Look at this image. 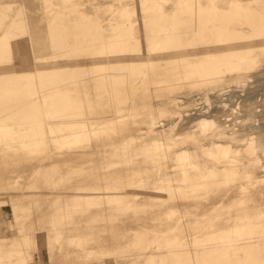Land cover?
Segmentation results:
<instances>
[{
  "label": "bare ground",
  "instance_id": "bare-ground-1",
  "mask_svg": "<svg viewBox=\"0 0 264 264\" xmlns=\"http://www.w3.org/2000/svg\"><path fill=\"white\" fill-rule=\"evenodd\" d=\"M125 1L127 3L125 5L119 0H111L108 3L106 0L89 3L94 16L81 10L80 4L74 0H63V8L75 15V23L84 28V42L69 45L68 51L74 54H80L84 51V53L90 52L93 57L97 56L102 59L98 61L95 70L99 75L96 86L105 88L106 94L110 97L116 98L118 96L119 91L116 87L124 82V78L130 72H140L141 66L146 63L143 56H147L148 62L157 60L168 63L171 59H185L187 61L186 79L193 82L195 86H199L200 89H205V93L215 97L218 95L217 92L223 90L222 84L230 81L231 75L247 76L255 71L257 67L254 58L255 51L261 52L264 57V0ZM170 3L173 4V7L168 9L167 5ZM0 6L3 7L0 10L1 24L9 17L15 3L12 0H0ZM53 9L50 0H22L15 14L12 15L10 23L11 26L22 30V33L16 34L8 29L0 32V78L3 80L0 83V158L12 155L14 156L13 159H18L22 154L34 160L37 155L47 154L59 163L76 165L73 162L77 163L86 152L91 154L100 150L107 153L106 145L99 146L98 143L93 144L91 140L94 135L100 137L101 134H106L107 136L114 130L113 124H121L124 119L125 115L118 112L113 117V123L109 119L94 122L87 110L90 106L87 92L82 88H79L80 90L75 88L74 90H79L76 94V91L64 90L56 77L61 74L67 75L68 72L60 65L49 64L37 52L38 44L35 31L43 28L57 38H62L65 33L62 12H54L41 28V24L37 23L47 11ZM102 9L110 16L106 21L109 25V35L105 32L104 23L98 16ZM134 16H141V19L134 22ZM138 25L140 29L151 28V33L148 36L150 38L149 46L143 50L132 44L133 42L138 44V38L134 36V27ZM182 26H186L190 30V37L185 40L186 42L181 41L179 28ZM90 39L94 40L96 47L92 46L93 42H89ZM207 40L215 47L214 52L196 48L194 53H190V47L185 46L193 41L205 42ZM257 40L259 43H256ZM181 50H183V55L179 53ZM127 55L132 57L129 61L123 59ZM187 55H190V58ZM137 56L141 57V61L133 58ZM191 56L198 58L192 59ZM29 77H33L34 80L31 81L32 79ZM69 78L73 82L75 81L72 76ZM24 79L27 82L24 83ZM234 79L237 80L238 78L234 77ZM208 88L210 90H207ZM229 90L224 89L219 94L222 109L227 107V104L222 100L227 98H223V96ZM248 94L250 93L237 97L239 99L238 103L235 101L237 109L241 103L244 104ZM195 96L193 94L192 97ZM260 96L262 98V95ZM176 98L173 104H177L176 109L178 110L184 106V101L181 102L180 96ZM261 98L255 100L254 97L253 104L256 105L257 103L258 105ZM202 100L206 102L207 98ZM204 107L211 109L208 103H205ZM204 107L192 109L194 112L190 116L194 113L199 116L210 114L211 110L205 113ZM251 110L252 107L248 104V114ZM254 110L255 107L253 106V114L259 111V109ZM179 114L180 118L174 116L172 109L168 117L162 119L164 109L149 110L145 119L148 125L147 133L156 136L167 134L166 141L160 137L152 140L149 148L153 153L162 151V154L167 156L169 150L177 146L176 141L183 139V136L178 134L177 129L183 120L188 121L190 116L188 113H185L184 116L181 112ZM18 117L25 121V126L13 124L9 120ZM226 121L230 122L227 127L222 124L221 127L217 126L215 120L208 117H200L195 121L196 130H201V134L217 127L210 131L212 138L211 143L208 142L213 147L210 155L220 165L212 162L213 160L211 161L210 158L209 164L221 167L222 177L218 182L210 181L211 178L213 179L212 170H209L208 174L192 173L191 176L198 179L197 185L199 186L228 185L225 190L228 195L235 189L233 182L238 178L237 169H241L243 165L249 164L254 170L257 169V172L264 173V136L257 137L252 133L239 136L245 127L257 128L261 125L260 122L257 123V126L254 124L258 122L257 120H252L251 123L247 122L243 114L236 115L234 118L226 117ZM208 133L205 136H208ZM214 134H219V137H214ZM81 144L82 146H80ZM128 145L127 140L121 143L119 148L125 151ZM173 151L172 159L179 169L180 180L189 182L190 167H196V164L191 160L190 150L180 147ZM242 153L246 157L245 162L241 159ZM93 164L96 173L102 169L123 167L122 160H117L111 164L104 162V160L96 164L92 161L87 164V167H92ZM84 167L81 165L72 166L71 172L76 175L80 174L84 171ZM47 169L44 168L42 172L52 171V169ZM31 176H33V172ZM243 179L247 182L248 188L246 190L244 186H241V192L244 194L235 200L243 211L241 217L235 220L236 216L220 207L213 214L211 224L218 222L220 225H227V227L220 228L217 233L207 232L202 236H193L187 245L176 237L166 238V245L172 255L177 256L185 253L191 258H197L198 264H236L237 262L232 257L234 253L242 254L240 264H264V254L262 256L257 255L258 249L264 253V242L249 240L255 231L251 220L254 218L258 221L261 220L264 218V212L257 209L251 214L248 213L246 209L248 206L247 199L242 198L247 191L257 188L258 182L256 177L255 180L253 179L252 172H244ZM45 180L52 185L61 183V179L55 177L48 180L45 178ZM18 182L19 179L7 182L8 188L5 189L7 193L21 189L18 187ZM108 182H119L127 185L121 178L108 179ZM126 187L135 191L138 197L143 192L139 183L135 186ZM61 191L62 189L53 191L56 208L51 210V217L58 219L52 221L55 229L57 224L61 222L60 219L70 218L77 213L82 215L90 207L101 204L103 201L107 204H113L118 210H128L135 207L129 200L121 204L118 190L110 189L108 185L100 186L89 193L68 194L67 201L63 203L59 201ZM30 192L33 193L34 191ZM154 194L157 195L154 200L161 196H168L172 200L183 198L175 178L161 179V183L154 189ZM32 196L34 202L39 200L38 194ZM8 213L4 211V203L0 200V215L5 216ZM176 213V208L168 206L162 212V216L170 220L176 216ZM28 215L31 217V214ZM182 215L180 217H183ZM151 223H156V221ZM261 225L264 230V220ZM4 227H6L4 223L0 224V235L6 234ZM34 228V233L37 235L34 237L30 236L23 226L15 233L18 247L14 249V252H8L7 255V257L11 256L10 262L12 264H28L32 260V254L28 249L39 245L43 240L41 235L38 236L42 231L40 226L35 225ZM159 236V233L154 232L150 227L132 228L129 229L127 235L121 234L122 239L127 238L123 245L100 255L108 260H113L116 255L124 257L128 255L131 249H134L141 250L139 260L145 253L146 243L158 242ZM152 261H154V256L150 255L145 263L148 264Z\"/></svg>",
  "mask_w": 264,
  "mask_h": 264
},
{
  "label": "rangeland",
  "instance_id": "rangeland-1",
  "mask_svg": "<svg viewBox=\"0 0 264 264\" xmlns=\"http://www.w3.org/2000/svg\"><path fill=\"white\" fill-rule=\"evenodd\" d=\"M12 1H14L15 6L9 17L0 24V32L8 29L16 34H21L22 30L11 26L10 23L12 15L15 14L22 0ZM50 1L54 9L47 11L37 23L41 24V28L54 12H62L65 33L62 35V38H57L43 28L35 31L34 34L38 44L37 52L49 64L60 65L68 72L67 75L61 74L56 77L64 90L70 89L76 91L74 90L75 88H82V90L87 92L90 100V106L87 110L94 122L109 119L113 123V117L118 112L123 113L125 116L121 124H113L114 130L108 133L107 136L106 134H101L100 137L94 135L91 140L93 144L98 143L99 146L106 145L108 152L104 153L100 150L91 154L86 152L77 163L73 162L76 165L59 163L55 158H50L47 154L37 155L34 160L22 154L18 159H13L14 156L12 155L0 158V200L4 203V211L9 212L5 216L0 215V224L4 223L6 225L3 228L6 234L0 235V264H12L10 262L11 256L7 257V255L8 252L12 253L18 247L15 233L23 226L30 236H37L34 233L35 225L40 226L42 231L38 236L41 235V239L43 240L39 245L28 249L32 254V260L28 264H147L145 262L150 255L154 256V261L148 264H167V262L169 264H198L197 258H191L189 255H185V253L178 254L177 256L172 255L169 252L165 239L176 237L187 245L191 242L193 236H202L207 232L217 233L220 228L227 227V225H220L218 222L213 223V225L211 224L213 214L220 207L236 216L235 220L239 219L243 211L236 204L235 200L244 194L241 192V186H244L246 190L248 188L247 182L243 179L244 172H252L253 179L255 180L256 177L258 182L257 188L247 191V195L245 194L242 197L247 199V212L251 214L257 211V209L264 212V181H262L264 173L257 172V169L254 170L249 164L243 165L241 169H237L238 178L233 182L235 189L228 195L225 192L228 185L213 184L208 187L199 186L197 185L198 179L191 176L192 173L208 174V171L212 170L213 179L211 178L210 181L218 182L222 177L220 173L221 167L209 164V160L211 159V161L213 160L212 162L220 165L210 155L213 147L209 144L212 138L210 131L217 127L212 128L210 131L208 130L209 135L205 136L207 132L201 134V130H196L195 121L197 118L208 117L214 119L217 126L221 127L222 124L227 127L230 125V122L226 121V117L234 118L236 115L243 114L247 122L251 123L252 120H257L258 122L254 124L257 126V123L260 122L261 125L257 128L247 126L239 136H246L248 133L255 134L257 137L260 135L264 136L263 54L255 51L254 58L257 62L255 71L247 76L231 75L230 81L222 84L224 86L223 90L217 92L218 95L216 97L205 93V89H200L199 86H195L193 82L186 79L187 61L185 59H171L168 63H162L157 60L148 62L147 56H143L146 63L141 66L140 72H130L124 78V82L117 85L116 88L119 93L116 98H113L106 94L105 88L96 86L99 81V75L95 70L98 61L102 59L97 56L93 57L90 52L84 53V51L80 54H74L68 51L69 45L84 42L83 26L76 24L74 21L76 16L69 13L66 8H63V0ZM74 1L80 4L79 8L81 10L94 15L89 3H96L101 0ZM106 1L108 3L111 0ZM119 1L123 5L126 3L125 0ZM172 7V3L167 5L168 9ZM1 9H3L2 6H0ZM98 16L102 20V23H104L103 28H105V32L109 35V25L106 21L110 16L104 9L99 12ZM140 19L141 16H134L133 21L136 22ZM150 29H140L139 25L135 26L134 36L138 38V44L134 42L132 44L141 48V50L147 48L150 40L148 38L151 33ZM179 31L181 41L186 42L185 40L190 37L189 28L182 26L179 28ZM93 41L90 39L89 42ZM207 41H193L185 46L190 47V53H194L196 48L214 52L215 47L210 41ZM256 43H259V41L257 40ZM92 46L96 47V43L93 42ZM179 53L181 55L184 54L183 50ZM187 57L190 58V55H187ZM131 58L128 55L123 57L125 61H129ZM133 58L141 61V57L139 56ZM191 58L197 59L198 57L191 56ZM69 76H72L75 81L70 80ZM234 77L238 79L235 80ZM29 78L32 79L31 81L34 80L33 77ZM26 79H24V83L27 82ZM1 82L3 80L0 78ZM224 89L230 90L223 96V98L227 97L222 100V102L227 104V107L222 109L220 107L222 103L220 102L221 97L219 94ZM207 90H210V88ZM241 93L243 95L246 93L250 94L247 95L244 104H240L241 106L238 107V110L236 102L238 103L239 99L237 97H241ZM193 94L196 96L192 97ZM253 95L255 100L261 98L260 95H262L261 102L258 105L257 103L256 105L253 104ZM178 96H180L181 102L184 101V106L177 110V104H173V102H175V98ZM205 97L207 98L206 102L202 100ZM205 103H208L211 109L204 107ZM248 104L252 107L250 114H248ZM253 106L255 107L254 111L259 109L254 114ZM198 107H204L205 113L211 110V113L206 116H199L197 113H194V115L190 116L194 112L192 109ZM234 108L237 110L235 111ZM151 109H164L162 119L168 117L172 109L173 115L178 118H180V112L183 116L185 113H188V116H190V119L188 121L183 120L177 129L178 134L183 136V139L176 141L177 146L173 149L171 148L167 156L164 153L162 154V151L155 154L149 148L152 140L156 137L163 138L165 141L167 140V134L156 136L147 133L148 125L145 119ZM9 120L13 124L25 126V121L20 117ZM214 137H219V134H214ZM127 140L129 145L125 151H122L119 146ZM180 147L190 150L191 160L196 164L195 168L190 167L189 182L180 180L179 169L172 159L173 150ZM207 147L210 148L206 149ZM240 156L245 162L246 157L244 154L242 153ZM91 160L95 164L101 163L103 160L108 164L122 160L123 167L102 169L96 173L94 164L92 167H87V164L92 162ZM52 164L56 167L51 166ZM77 165L87 168L84 167V171L76 175L71 172V167ZM44 168H48L47 170L52 169V171L43 173ZM32 172L33 176H31ZM54 177L60 178L61 183L52 185L45 180V178L48 180ZM208 177L210 178V176ZM112 178H121L127 185L119 182H108V179ZM165 178L176 179L183 198H174L172 200L168 196H161L154 200L157 198V195L154 194V189L161 183V179ZM15 179H19L18 187L21 189L7 193L5 190L8 188L7 182H12ZM138 183L143 189L139 197L135 191H131L126 187L135 186ZM105 185H108L110 189L118 190L119 202L121 204L129 200L135 207L128 210H118L113 204H107L103 201L101 204L90 207L82 215L77 213L70 218L60 219L61 222L57 224L56 229L53 227L52 221L58 220L51 217V210L56 208L55 200L53 199L54 190L62 189L59 193L61 196L59 201L63 203L67 201L68 194L89 193L91 190ZM30 191L34 192L31 193ZM35 194H38L39 197V200L36 202L33 201L32 196ZM17 198L18 200H16ZM168 206L177 209L176 216L170 220L162 216V212ZM28 214H31V217ZM181 214H183V217H180ZM263 220L264 218L259 221L255 218L251 220L255 231L249 237V240L264 242V230L261 225ZM153 221H156V223H151ZM191 221L192 224L190 225ZM141 227H150L154 232L159 233L160 236L158 242L146 243L145 253L139 260L138 257L141 250L134 249H131L128 255L124 257L116 255L113 260H108L100 255L101 253L113 250L119 245H123L127 238L122 239V233L127 235L129 229H140ZM173 227L175 228L174 230ZM263 254L261 250H257V255L262 256ZM232 257L237 262L236 264H240L242 254L233 253ZM160 259H163V261H160Z\"/></svg>",
  "mask_w": 264,
  "mask_h": 264
}]
</instances>
